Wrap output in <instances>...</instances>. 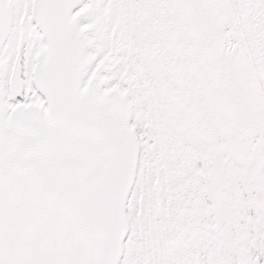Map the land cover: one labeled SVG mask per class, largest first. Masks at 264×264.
Here are the masks:
<instances>
[{
    "label": "snow or ice",
    "instance_id": "snow-or-ice-1",
    "mask_svg": "<svg viewBox=\"0 0 264 264\" xmlns=\"http://www.w3.org/2000/svg\"><path fill=\"white\" fill-rule=\"evenodd\" d=\"M0 264H264V0H0Z\"/></svg>",
    "mask_w": 264,
    "mask_h": 264
}]
</instances>
